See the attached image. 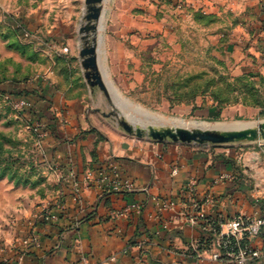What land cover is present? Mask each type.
<instances>
[{"label":"crops","instance_id":"obj_1","mask_svg":"<svg viewBox=\"0 0 264 264\" xmlns=\"http://www.w3.org/2000/svg\"><path fill=\"white\" fill-rule=\"evenodd\" d=\"M53 1L64 11L54 22L39 10ZM187 1L185 9L178 7L176 12L187 11L193 22L197 10L216 15L218 24L202 29L219 32L231 23L236 42L255 36L264 46V0ZM35 4L38 7H29ZM84 4L85 0H0V8L31 32L41 28L79 56L83 41L76 43L75 37H83L82 23L74 17ZM108 18L105 43L112 59L120 53L113 44L122 45L124 40L115 28H129L132 12L111 13ZM148 50L151 53L150 49L142 53L146 56ZM53 70L26 84L6 82L0 87L34 92L31 99L49 130L45 152L65 172L73 170L80 197H75L70 179L60 186L52 187L46 180L31 187L0 176V264H232L213 260V253L220 252L217 239L210 247H198L213 230V219L262 214L264 144L251 152L226 154L128 134L105 113L103 119L88 115L84 102L95 94L88 82L89 98L76 91L71 81L76 76L70 71ZM91 128L104 138L96 142ZM104 172L110 179L133 182L134 188L112 189L102 181ZM58 196L59 201L49 200ZM51 203L49 209L59 218L47 221L44 209ZM252 245L263 248L264 241L254 239Z\"/></svg>","mask_w":264,"mask_h":264},{"label":"rangeland","instance_id":"obj_2","mask_svg":"<svg viewBox=\"0 0 264 264\" xmlns=\"http://www.w3.org/2000/svg\"><path fill=\"white\" fill-rule=\"evenodd\" d=\"M187 3V0H107L104 3V27L99 25L88 39L92 43L93 36L97 37L100 67L114 95L113 101L98 86H91L95 94L88 97V83L78 52L72 55L70 49L66 50L63 40L46 35L41 28L31 32L12 13L0 8V82H19L25 78L31 81L53 69L57 73L65 68L72 77L76 76L71 80L76 91L80 95L85 93L89 98L84 102L89 116L98 114L103 119V113L116 110L142 126L151 123L134 116L132 104L165 116L227 126L264 120L262 40L252 36L241 39L242 43L236 42L239 38L235 36L231 23L219 32L202 29L203 25L216 26V15L197 10L194 13L196 21L193 22L187 11L181 15L176 12L178 7L185 9ZM57 4L56 1L51 2L49 6L40 8V13L47 15L49 21H56L59 13H64ZM81 7H77L74 20L76 23L81 20L83 27L87 8L86 4ZM44 10L47 12L44 13ZM129 11L132 12V18L127 22L130 27L115 28L121 36L124 35V40H121L122 45L113 44L120 53H115L111 59L105 43L108 16ZM81 40L83 48V37H75L76 43ZM143 49H150L151 53L148 50L145 56ZM154 55L157 56L156 64ZM121 95L123 98H120ZM60 118L63 119L62 114ZM107 118L118 124L115 116ZM89 133L96 136V142L104 138L93 128ZM189 144L214 151L224 150L226 154H241L259 148L264 140ZM40 154L42 148L36 132L0 96V176L13 178L19 185L38 187L50 180L52 187L60 186V174L46 163H41ZM59 199L58 196L49 200ZM52 204L44 210L51 208ZM232 262L235 263L234 260ZM249 264H264V257Z\"/></svg>","mask_w":264,"mask_h":264},{"label":"water","instance_id":"obj_3","mask_svg":"<svg viewBox=\"0 0 264 264\" xmlns=\"http://www.w3.org/2000/svg\"><path fill=\"white\" fill-rule=\"evenodd\" d=\"M107 0H85L87 13L85 14L86 24L80 31L85 33L83 39L85 45L80 51L82 57L81 64L84 68L85 78L90 86H98L110 100H114V95L110 92L109 85L105 80L100 67L99 48L97 37L93 36L92 43L88 39L91 32H96L98 26L104 18V3ZM115 107H118L115 104ZM106 116H115L117 123L128 134L138 137H149L157 141H172L182 143H232L240 141H259L264 140V120L250 125H236L223 128H189L183 126H156L148 124L142 126L135 124L130 118L120 115L113 110L105 113Z\"/></svg>","mask_w":264,"mask_h":264},{"label":"built area","instance_id":"obj_4","mask_svg":"<svg viewBox=\"0 0 264 264\" xmlns=\"http://www.w3.org/2000/svg\"><path fill=\"white\" fill-rule=\"evenodd\" d=\"M0 96H3L11 105L16 109L19 115L27 122V124L36 132L39 137L40 146L42 148V154L40 156L43 158V162L46 163L51 169L58 172L60 181L64 182L68 179L73 180L75 183V197L78 199L80 197V188L78 181L75 179V173L73 170L65 172L60 168L59 165L50 161L47 153L44 149V139L48 134V128L45 123H43L38 114L35 105L24 95L12 93H2L0 91ZM177 169H174L176 172ZM102 181L107 182L109 186L114 190H132L134 184L131 181H124L121 178L110 179L109 176L104 172L102 176ZM44 218L47 221L56 220L59 218V214L54 212L52 209H47L44 212ZM234 237L237 240L249 239L250 245L248 248H240L239 253L235 255V264H249L253 259H259L264 257V247L259 248L252 245V240L261 238L264 241V203L262 204V214L255 217H246L244 215L235 216L232 219L224 220L221 223V231L217 237L216 243L220 244V240L224 237ZM228 243V240L226 241ZM213 260H220V252L213 253Z\"/></svg>","mask_w":264,"mask_h":264},{"label":"trees","instance_id":"obj_5","mask_svg":"<svg viewBox=\"0 0 264 264\" xmlns=\"http://www.w3.org/2000/svg\"><path fill=\"white\" fill-rule=\"evenodd\" d=\"M30 81V78H25L22 81H9L12 83H20V84H26ZM5 82H0L1 84H4ZM0 91L2 93H12L14 95L21 94L26 96L34 105V101L31 99L32 95H34V92L29 90V89H23L21 91H11L8 89H5L3 87H0ZM32 94V95H31ZM224 220H216L213 219L211 221V225L213 227V230H211L210 235L206 236L202 239L204 241V245H200L198 249H203L205 247H210V243L214 240L217 239L220 231H221V223H223ZM228 240V243L226 241ZM201 241V242H202ZM219 248H220V260L222 261H233L235 258V255L239 253L240 248H248L250 245V240L249 239H244V240H237L234 237H224L223 239L220 240ZM203 243V242H202ZM257 259H253V261H256ZM233 263V262H232ZM235 264V263H234Z\"/></svg>","mask_w":264,"mask_h":264},{"label":"bare ground","instance_id":"obj_6","mask_svg":"<svg viewBox=\"0 0 264 264\" xmlns=\"http://www.w3.org/2000/svg\"><path fill=\"white\" fill-rule=\"evenodd\" d=\"M103 20V19H102ZM101 28H103L102 22L100 23ZM120 98H123L122 95ZM125 99V98H124ZM123 99V100H124ZM128 103L129 101L125 99ZM131 103V102H130ZM132 113L137 118L146 121L148 123H151L156 126H183V127H200V128H223V127H230L223 124H212L209 122H203V121H196V120H185L183 118L178 117H172V116H165L161 113H157L151 110H148L138 104H132ZM252 123H240L239 125H250ZM236 126V125H235Z\"/></svg>","mask_w":264,"mask_h":264}]
</instances>
